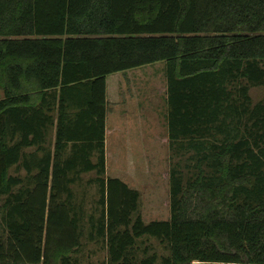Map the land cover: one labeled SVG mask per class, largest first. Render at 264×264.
I'll return each instance as SVG.
<instances>
[{"label":"trees","instance_id":"16d2710c","mask_svg":"<svg viewBox=\"0 0 264 264\" xmlns=\"http://www.w3.org/2000/svg\"><path fill=\"white\" fill-rule=\"evenodd\" d=\"M159 62L171 216L147 223L141 192L106 176L107 78ZM257 86L264 0H0V264H82L86 230L106 250L94 264H264Z\"/></svg>","mask_w":264,"mask_h":264},{"label":"rangeland","instance_id":"374dc122","mask_svg":"<svg viewBox=\"0 0 264 264\" xmlns=\"http://www.w3.org/2000/svg\"><path fill=\"white\" fill-rule=\"evenodd\" d=\"M120 73L124 74L117 73L108 76L113 108L110 119L112 142L106 176L127 180L132 187L141 192L140 212L147 223L153 220H167L171 216L169 173L173 160L166 120L165 63L159 62ZM125 82L130 84L124 85ZM129 87L131 91H127ZM251 95L253 101L258 102L264 97V87L252 88ZM3 97L4 91L0 87V99ZM138 103H140L143 117H150L151 112L153 115H158L157 144H150L149 140L144 138V134L146 135L150 129L149 122L144 121L140 125ZM125 117L126 124L125 120H122ZM140 126L143 127L142 135L136 133L129 136L135 130L140 131ZM12 173H20L24 176V172L12 171ZM93 176V173L85 174L81 185L76 186L79 197L84 198L83 200L79 198L78 201L84 204L87 216L93 213L98 214V210L96 211L99 199L97 186L95 184L86 185V182ZM87 232L86 230L83 238L85 249L82 253V264H94L105 258L106 250L101 247V242L87 238ZM152 242L160 254L167 253L161 244L156 241Z\"/></svg>","mask_w":264,"mask_h":264},{"label":"crops","instance_id":"0c3cea01","mask_svg":"<svg viewBox=\"0 0 264 264\" xmlns=\"http://www.w3.org/2000/svg\"><path fill=\"white\" fill-rule=\"evenodd\" d=\"M118 74H124V73H118ZM108 79H109V77L107 78L108 111H107V115H106V129H105L106 167H108V162H109V158H110V150H111V146L110 145H111V142H112V139H111L112 138V130L110 128V126H111L110 119H111L112 108H113L112 107V100H111V98H112L111 89L109 88ZM128 84H130V83H127V82L124 83V85H128ZM120 90H122V89L120 88ZM127 91H131V87L127 88ZM138 109L140 111V113L138 115V121L140 122V125H142L144 121L145 122H149L148 126L151 129V130L149 129V131L146 133V135L144 134V138L145 139L147 138L149 140L150 144H153V143L157 144L158 143V138H159V133H158V130H157V127H156L158 115H156V114L153 115V113L151 112V116L150 117H143V115L141 113L140 103H138ZM143 114H144V112H143ZM122 120H125L124 122L126 124V117L122 118ZM89 122L93 124V120L92 119H90ZM56 124H58V116H56ZM84 125L86 126V124H84ZM113 127L116 128V126H113ZM95 131H94L93 134L96 136V132ZM85 133H86V131H85L84 128L78 129L77 136L83 137L85 135ZM136 133H139V135H142L143 127L140 126V131L139 130H135L133 133L129 134V136H133ZM131 139H133V138H131ZM56 143H57V125L53 128V130L50 131V133L48 135V139L46 141L47 149L51 150L53 153H55L56 152ZM77 143H79V142H77ZM87 143L95 144L96 140H93L92 142L89 140V141H87ZM119 144H121V143H119ZM70 145H71V143L67 146L66 150L63 151L64 155L70 153V151H71V146ZM42 155H43V151H40L39 152V156L41 157ZM122 180L129 184V182L127 180H124V179H122ZM133 188H135V187H133Z\"/></svg>","mask_w":264,"mask_h":264}]
</instances>
